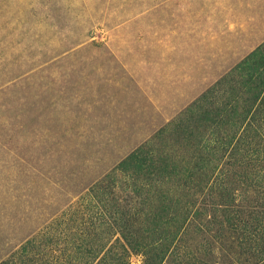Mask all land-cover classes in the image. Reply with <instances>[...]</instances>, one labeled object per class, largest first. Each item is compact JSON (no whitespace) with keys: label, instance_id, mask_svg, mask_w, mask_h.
<instances>
[{"label":"rangeland","instance_id":"obj_1","mask_svg":"<svg viewBox=\"0 0 264 264\" xmlns=\"http://www.w3.org/2000/svg\"><path fill=\"white\" fill-rule=\"evenodd\" d=\"M114 195L187 218L164 264H264V0H0V259Z\"/></svg>","mask_w":264,"mask_h":264},{"label":"trees","instance_id":"obj_2","mask_svg":"<svg viewBox=\"0 0 264 264\" xmlns=\"http://www.w3.org/2000/svg\"><path fill=\"white\" fill-rule=\"evenodd\" d=\"M252 139L262 142L261 134L254 133ZM113 198L122 211L109 213L97 208L101 211L92 216L93 222L85 213L79 216L74 204H65L0 259V264H130V251L141 254L146 264H164L171 248L186 236L187 218L175 226L170 214L136 211L134 204H124L117 195ZM117 234L123 243L119 238L113 241ZM160 241V248L154 249ZM116 246L120 252L108 263L109 250Z\"/></svg>","mask_w":264,"mask_h":264}]
</instances>
